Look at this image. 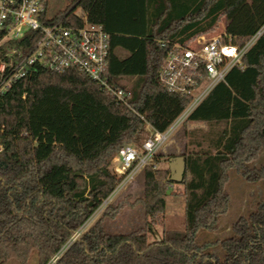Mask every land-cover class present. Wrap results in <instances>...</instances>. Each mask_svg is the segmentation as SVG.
Listing matches in <instances>:
<instances>
[{"label": "trees", "instance_id": "trees-1", "mask_svg": "<svg viewBox=\"0 0 264 264\" xmlns=\"http://www.w3.org/2000/svg\"><path fill=\"white\" fill-rule=\"evenodd\" d=\"M53 21L89 22L109 35L108 81L125 91L117 104L77 70L36 68L0 97V264H264V201L238 220L232 235L199 244L228 207L227 170L264 183V165L247 167L264 151V0H70ZM243 46L260 33L242 58L184 122L223 125L206 150L184 153L182 229L165 228L161 239L147 233L164 214L174 185L159 155L145 167L143 228L108 234L97 220L80 228L121 181L111 171L124 146L140 148L146 125L164 133L190 97L157 83L164 60L162 41L185 42L215 32L220 19ZM172 158V157H170ZM168 162V159L166 160ZM108 205L104 215L115 214ZM217 246L219 252H214Z\"/></svg>", "mask_w": 264, "mask_h": 264}, {"label": "built area", "instance_id": "built-area-1", "mask_svg": "<svg viewBox=\"0 0 264 264\" xmlns=\"http://www.w3.org/2000/svg\"><path fill=\"white\" fill-rule=\"evenodd\" d=\"M46 11L47 0H0V97L36 68L59 74L77 70L117 104L128 106L125 91L105 76L109 35L103 26L89 22L83 13L76 15L79 24L64 19L53 21ZM259 35L237 46L223 26L182 43L159 42L165 56L157 83L170 94L190 97V102L164 133L146 125L149 136L140 148L128 145L120 149L111 166L113 174L121 178L119 184L145 167L157 168L152 165L153 159L169 135L232 69L242 67L243 56ZM197 91L199 95L194 98Z\"/></svg>", "mask_w": 264, "mask_h": 264}, {"label": "rangeland", "instance_id": "rangeland-1", "mask_svg": "<svg viewBox=\"0 0 264 264\" xmlns=\"http://www.w3.org/2000/svg\"><path fill=\"white\" fill-rule=\"evenodd\" d=\"M70 3V0H47V17H55L58 13L68 8ZM72 12L77 16L82 14L80 8H75ZM223 26L224 19L221 18L215 31L221 29ZM199 92L197 91L193 97L197 98ZM223 127V125H207L202 122H183L178 124L156 153V155L160 156L158 168H167L168 162L166 160H169L170 157H178L184 153L206 150L209 140L214 138ZM261 165H264V151L258 153L256 159L248 163L247 167L257 169ZM111 166L112 162L110 168ZM224 191L228 196V207L220 217L215 231H200L197 233L196 240L199 244L231 236L235 223L240 219L247 218L255 210L256 205L264 201V183L248 182L240 172L233 168L227 170ZM142 193L143 174L140 171L131 180L119 184L114 193L102 203L79 231L84 232L99 219H102V225L108 234H127L143 228L145 225L143 210L139 205L134 204L136 199L142 196ZM183 193V186L180 184H174L168 189L164 197V214L160 217L158 223L154 224L147 233L148 241L161 239L165 228L182 229L184 217ZM110 204L112 206L118 205L115 214L104 215ZM218 249L217 246H214L213 251L219 252ZM4 264L19 263L10 260ZM28 264H34V261L31 260Z\"/></svg>", "mask_w": 264, "mask_h": 264}, {"label": "water", "instance_id": "water-1", "mask_svg": "<svg viewBox=\"0 0 264 264\" xmlns=\"http://www.w3.org/2000/svg\"><path fill=\"white\" fill-rule=\"evenodd\" d=\"M167 168L170 172L169 180L174 184H180L185 172V162L181 156L172 157L168 160Z\"/></svg>", "mask_w": 264, "mask_h": 264}]
</instances>
